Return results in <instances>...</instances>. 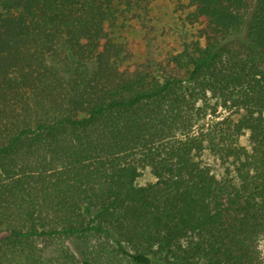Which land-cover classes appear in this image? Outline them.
<instances>
[{
  "label": "trees",
  "instance_id": "obj_1",
  "mask_svg": "<svg viewBox=\"0 0 264 264\" xmlns=\"http://www.w3.org/2000/svg\"><path fill=\"white\" fill-rule=\"evenodd\" d=\"M156 1L0 0V264H263L264 0Z\"/></svg>",
  "mask_w": 264,
  "mask_h": 264
},
{
  "label": "rangeland",
  "instance_id": "obj_2",
  "mask_svg": "<svg viewBox=\"0 0 264 264\" xmlns=\"http://www.w3.org/2000/svg\"><path fill=\"white\" fill-rule=\"evenodd\" d=\"M188 4L189 0H157L153 4L154 19L150 23L151 26H155V30L150 35L154 38L152 50L158 52L161 50L166 51L173 47H180L184 37L194 31V28L185 21L186 14L190 10ZM139 34L141 35V33ZM247 137L248 135H245L242 138V143L248 144ZM204 158L215 173L218 175L224 173L227 164L223 163L220 158L208 151L205 152ZM153 180L154 176L150 168H142L138 183L144 184ZM260 247L264 259V237L260 241Z\"/></svg>",
  "mask_w": 264,
  "mask_h": 264
}]
</instances>
